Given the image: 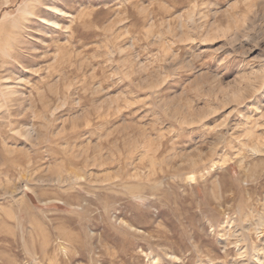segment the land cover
Returning <instances> with one entry per match:
<instances>
[{"label":"rangeland","instance_id":"obj_1","mask_svg":"<svg viewBox=\"0 0 264 264\" xmlns=\"http://www.w3.org/2000/svg\"><path fill=\"white\" fill-rule=\"evenodd\" d=\"M0 264H264V0H0Z\"/></svg>","mask_w":264,"mask_h":264},{"label":"bare ground","instance_id":"obj_2","mask_svg":"<svg viewBox=\"0 0 264 264\" xmlns=\"http://www.w3.org/2000/svg\"><path fill=\"white\" fill-rule=\"evenodd\" d=\"M55 13V12H54Z\"/></svg>","mask_w":264,"mask_h":264}]
</instances>
